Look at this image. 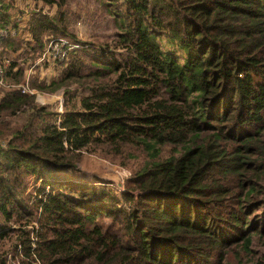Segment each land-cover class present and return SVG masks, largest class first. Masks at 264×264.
Segmentation results:
<instances>
[{
    "label": "trees",
    "instance_id": "trees-1",
    "mask_svg": "<svg viewBox=\"0 0 264 264\" xmlns=\"http://www.w3.org/2000/svg\"><path fill=\"white\" fill-rule=\"evenodd\" d=\"M25 1L55 13L0 42V264H264V0H96L98 45L75 0ZM54 39L78 47L29 89L62 114L18 88ZM84 153L139 161L126 190L65 180Z\"/></svg>",
    "mask_w": 264,
    "mask_h": 264
},
{
    "label": "rangeland",
    "instance_id": "rangeland-1",
    "mask_svg": "<svg viewBox=\"0 0 264 264\" xmlns=\"http://www.w3.org/2000/svg\"><path fill=\"white\" fill-rule=\"evenodd\" d=\"M97 6L96 0H75L72 7L75 13H81V19L76 23H71L72 32H74L79 39L83 42L96 45L108 42L115 33V29L111 24L105 22L100 24L97 22L95 16ZM8 12L10 13V22H13L12 24L16 23L17 29L14 28V30L10 28L9 25L7 30L15 31L16 37L28 41L30 40V35L28 33V20L30 14L33 12H43L53 15L55 13V8H47L41 3L32 1L14 0L12 8H10ZM86 12L88 15H86ZM19 62H22V59H19ZM59 63L61 62L53 61L51 58H45L42 62L38 63V60H36L34 64L27 67L25 82L23 84L26 87L25 93L27 94L30 90V81L35 78L47 83L56 78L61 71ZM64 92L63 89H60L54 94L38 92L35 93V101L40 106H53L58 114H62L64 111ZM138 163L139 161L134 160L126 162L106 156L102 157L97 153H84L82 160L77 164L79 170L78 174L75 173L70 177H65V180L69 179L76 183H94L93 186L96 188H107L113 190L117 194H121L126 190L127 180L132 176ZM59 177H61V180H64L62 179V177H64L63 175ZM29 184L28 191L33 192L35 185L33 182ZM31 226H33V224H31ZM256 249L258 250L259 247L257 246ZM262 250H264V247H262ZM7 259H9V257H7ZM8 263L21 264L19 263V257L15 259L12 258Z\"/></svg>",
    "mask_w": 264,
    "mask_h": 264
},
{
    "label": "built area",
    "instance_id": "built-area-1",
    "mask_svg": "<svg viewBox=\"0 0 264 264\" xmlns=\"http://www.w3.org/2000/svg\"><path fill=\"white\" fill-rule=\"evenodd\" d=\"M14 29V28H12ZM15 30V29H14ZM16 32L15 31H10L7 29H1L0 30V42L7 38L8 36H15ZM78 46L76 45H71L68 41L64 39H54L50 40L48 43L44 55L38 60V63L42 62L45 58L49 59L51 58L53 61H58V62H63L66 59L67 56V51L72 50L77 48ZM0 88H9L8 85H6L2 81V71L0 68ZM19 89L23 93L26 92V87L23 85L18 86ZM38 93L35 90H29L27 94H34ZM48 190V187H46V191Z\"/></svg>",
    "mask_w": 264,
    "mask_h": 264
}]
</instances>
